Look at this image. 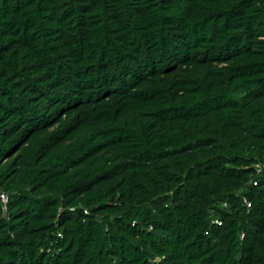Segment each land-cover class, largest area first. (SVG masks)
<instances>
[{"label":"trees","instance_id":"1","mask_svg":"<svg viewBox=\"0 0 264 264\" xmlns=\"http://www.w3.org/2000/svg\"><path fill=\"white\" fill-rule=\"evenodd\" d=\"M260 161L264 0H0V264H264Z\"/></svg>","mask_w":264,"mask_h":264},{"label":"built area","instance_id":"2","mask_svg":"<svg viewBox=\"0 0 264 264\" xmlns=\"http://www.w3.org/2000/svg\"><path fill=\"white\" fill-rule=\"evenodd\" d=\"M255 167H256L257 173H261L264 170V162L260 161L259 163L256 164ZM258 182H259V179H255V180L252 181L253 185H258ZM0 199H1L2 203H3L4 211H7L8 195L4 191L0 192ZM244 203L246 204V207H247L248 210L252 207V202L250 200H248L247 197L244 198ZM225 205L227 206L226 203H225ZM84 213L85 214H89L90 213L89 209L84 208ZM212 223L214 225L219 226V225H222L223 220L216 217V218H214L212 220ZM59 235L61 236V233H59ZM241 238L242 239L244 238V233L241 235Z\"/></svg>","mask_w":264,"mask_h":264},{"label":"clouds","instance_id":"3","mask_svg":"<svg viewBox=\"0 0 264 264\" xmlns=\"http://www.w3.org/2000/svg\"><path fill=\"white\" fill-rule=\"evenodd\" d=\"M220 226V225H219Z\"/></svg>","mask_w":264,"mask_h":264}]
</instances>
